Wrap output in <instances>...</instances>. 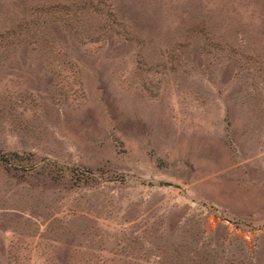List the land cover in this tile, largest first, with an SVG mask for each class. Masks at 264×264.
<instances>
[{"label":"rangeland","instance_id":"rangeland-1","mask_svg":"<svg viewBox=\"0 0 264 264\" xmlns=\"http://www.w3.org/2000/svg\"><path fill=\"white\" fill-rule=\"evenodd\" d=\"M0 264H264V0H0Z\"/></svg>","mask_w":264,"mask_h":264}]
</instances>
